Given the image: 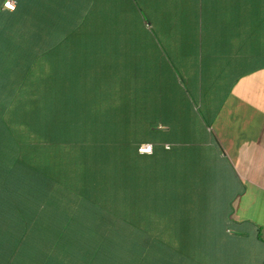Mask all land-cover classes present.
Masks as SVG:
<instances>
[{
    "label": "trees",
    "instance_id": "trees-1",
    "mask_svg": "<svg viewBox=\"0 0 264 264\" xmlns=\"http://www.w3.org/2000/svg\"><path fill=\"white\" fill-rule=\"evenodd\" d=\"M16 1L0 5V264H202L171 239L205 204L201 152L171 129L187 71L137 22L164 0Z\"/></svg>",
    "mask_w": 264,
    "mask_h": 264
},
{
    "label": "crops",
    "instance_id": "crops-1",
    "mask_svg": "<svg viewBox=\"0 0 264 264\" xmlns=\"http://www.w3.org/2000/svg\"><path fill=\"white\" fill-rule=\"evenodd\" d=\"M147 7L139 27L171 39V64L187 71L186 110L171 113L172 134L201 152L205 204L172 222L171 239L199 245L202 264H264V0H185L182 17Z\"/></svg>",
    "mask_w": 264,
    "mask_h": 264
},
{
    "label": "rangeland",
    "instance_id": "rangeland-1",
    "mask_svg": "<svg viewBox=\"0 0 264 264\" xmlns=\"http://www.w3.org/2000/svg\"><path fill=\"white\" fill-rule=\"evenodd\" d=\"M179 1V0H177ZM176 0H164L162 2V8L160 9V16L161 17H182L183 16V12L184 10L182 9V6H178V8L176 7ZM125 19L126 23H128V26L130 25L131 22H127V20L131 21V19L133 17H120V19ZM132 26L135 28L136 30V25L134 23H131ZM131 26V25H130ZM133 34H137V31H134L132 32ZM161 41V44L163 45V48L167 51V52H170V42H171V39H167L165 37H160L159 39ZM191 155V159L194 158V155H196V153L194 154L193 151H190L189 152ZM193 153V154H192ZM190 159V161H192Z\"/></svg>",
    "mask_w": 264,
    "mask_h": 264
},
{
    "label": "built area",
    "instance_id": "built-area-1",
    "mask_svg": "<svg viewBox=\"0 0 264 264\" xmlns=\"http://www.w3.org/2000/svg\"><path fill=\"white\" fill-rule=\"evenodd\" d=\"M9 4H12L13 7L9 8L8 7ZM4 7L13 11L16 8V2L14 0H6L4 2ZM167 148H169V146H167ZM139 151H140V153H143V154H152L153 146L150 143H144L140 146Z\"/></svg>",
    "mask_w": 264,
    "mask_h": 264
},
{
    "label": "water",
    "instance_id": "water-1",
    "mask_svg": "<svg viewBox=\"0 0 264 264\" xmlns=\"http://www.w3.org/2000/svg\"><path fill=\"white\" fill-rule=\"evenodd\" d=\"M155 129H158V130H159V129H161V128H160V127H157V128H155Z\"/></svg>",
    "mask_w": 264,
    "mask_h": 264
},
{
    "label": "snow or ice",
    "instance_id": "snow-or-ice-1",
    "mask_svg": "<svg viewBox=\"0 0 264 264\" xmlns=\"http://www.w3.org/2000/svg\"><path fill=\"white\" fill-rule=\"evenodd\" d=\"M12 6V4H9V7H11Z\"/></svg>",
    "mask_w": 264,
    "mask_h": 264
},
{
    "label": "clouds",
    "instance_id": "clouds-1",
    "mask_svg": "<svg viewBox=\"0 0 264 264\" xmlns=\"http://www.w3.org/2000/svg\"><path fill=\"white\" fill-rule=\"evenodd\" d=\"M8 7H9V5H8ZM13 6H11V7H9V8H12Z\"/></svg>",
    "mask_w": 264,
    "mask_h": 264
}]
</instances>
